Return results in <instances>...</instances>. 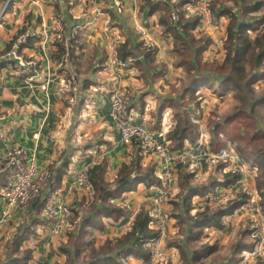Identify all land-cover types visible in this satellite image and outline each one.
Listing matches in <instances>:
<instances>
[{
	"label": "crops",
	"instance_id": "crops-1",
	"mask_svg": "<svg viewBox=\"0 0 264 264\" xmlns=\"http://www.w3.org/2000/svg\"><path fill=\"white\" fill-rule=\"evenodd\" d=\"M259 1L253 0L252 6ZM121 2L123 10L118 13L113 0H91L87 4L76 1L74 6H69L66 0H0V161L9 148L23 147L28 159H35L38 167L46 172L50 171L56 181V190L64 195L72 211V227L61 234H50L44 209L42 210L43 222L41 219L36 221L33 231L27 234L21 245V249L32 250L33 257L29 264H52L62 253H66L61 248L62 243L70 250L74 249V246H69L70 233L80 226L81 217L87 214L94 194L79 187L73 192L68 191L74 184V171L88 163L97 164L106 160L108 168L105 178L115 188L122 168L131 164L134 159L136 152L133 145L121 142L120 134L110 116L111 95L114 90L126 91V101L132 115L136 120L144 122L156 138L164 139L169 146L166 135L175 125L171 121L166 126L172 119L169 118L171 108L165 102H184L193 92L197 94L203 89H210L202 77H196L193 71L188 70V65L182 62L175 51L174 33L165 30V25L161 22L163 8L169 5L166 0ZM155 3L163 5L152 10V4ZM240 4L241 0L225 2L232 11H236ZM256 8L258 11L252 16H264V3H258ZM97 14L94 23L86 25ZM228 23V17L214 14L213 23L202 21L194 31L196 38L208 39L210 42L209 47L202 52L203 61H224ZM77 25L86 27L75 29ZM24 30H30L33 35L29 43L21 47L20 53L25 60L35 61V67L21 66L18 59L6 56L10 42ZM57 30L73 42V57L68 70L57 64L54 42ZM141 30L146 34L144 38ZM261 31H264V24L260 27ZM252 34L250 32L252 37L256 35ZM108 35L111 36L110 39ZM145 39L151 45L149 51L153 52L149 58L144 57V52L148 49ZM127 40L133 44L137 55L134 63L125 67L113 64L117 48ZM60 68L64 71L60 72ZM72 76L77 78L75 86L62 82ZM48 79L50 81L47 84ZM214 81L212 88H220L221 92L222 82ZM46 84L47 91L42 89ZM229 92V95H233L232 91ZM197 102L203 107L205 101L199 98ZM210 139L208 133L200 135L195 141L186 139L180 150L196 142L211 141ZM155 165L153 153L143 151L141 173L145 174L149 168H153L157 177ZM131 171V178H135L138 171ZM51 175L49 174V180ZM3 184L1 180L0 187ZM155 186L157 184L148 186L144 180L136 179L125 186L118 197L111 198L113 204L123 207L124 214L117 220L100 216V222L105 227L104 231H99L102 234H97L98 236L93 233L95 228H91L88 223L86 230L89 233L85 239L92 246H85L79 257L83 254L88 257L91 249L96 246L95 243L99 245L107 240L99 242L92 238L101 236L103 239V235H106L109 240L115 241L131 232L123 228L126 214L132 209H139V214L143 210L148 211ZM193 186L197 185L193 183ZM222 189L224 188L213 193ZM179 192L177 185L167 206L173 212L174 202L179 200ZM55 194L51 191L49 197H44L50 200ZM1 210L3 203L0 199ZM26 210H15L6 223H0V260L6 255V242L11 241L21 223L28 220ZM173 214L169 216L170 225L162 241L171 258L169 264H183L179 248L170 243L185 242L188 249L189 243L196 240L188 241L187 233L184 235L185 223ZM179 226L184 227L180 234ZM174 234L181 235V239L169 242ZM206 234L205 232L204 236ZM202 236L197 240L202 239ZM124 250L119 249L120 257ZM69 258L70 256H64L63 262L69 263ZM125 258L127 264H141L143 259L133 253L121 257V261ZM90 260L86 262H92L91 257Z\"/></svg>",
	"mask_w": 264,
	"mask_h": 264
},
{
	"label": "trees",
	"instance_id": "trees-1",
	"mask_svg": "<svg viewBox=\"0 0 264 264\" xmlns=\"http://www.w3.org/2000/svg\"><path fill=\"white\" fill-rule=\"evenodd\" d=\"M229 0H212L211 10L213 14H218L219 17L226 16L229 19V23L226 27V57L223 62L219 61H203L201 55L202 52L208 48L210 44L209 40L203 38H196L194 31L201 23V17H187L182 12L179 23L173 24L170 22V6L167 5L164 9V14L161 17L162 24L165 25V30L174 33L175 39V51L180 55L182 62L187 64L188 70L193 71L194 76L202 77L207 83L208 79L217 80L223 83L224 91H233L235 93H247L250 92L255 86L257 79H264V31L260 32V27L264 24V16H252L258 11L256 5L258 3H264V0H260L256 5L252 6L253 0H241L242 4L238 5L236 11L230 10L225 2ZM239 2L240 0H232ZM184 2L180 4L182 6ZM251 4V5H250ZM152 10L157 9L158 6L163 5V3L152 4ZM250 16V17H249ZM252 17V18H251ZM247 21V22H245ZM25 32L22 31L18 36H16L8 45L7 52L11 50L16 39ZM250 32H254L256 35L252 37ZM32 39L30 36L25 44L21 47H25L29 41ZM57 64L61 62V56L63 54L62 45L58 42L55 43ZM134 46L129 40L125 43L120 44L117 48L118 58L122 61H127V58L137 57L134 52ZM21 49V48H20ZM147 49L144 52V57L149 58L152 55V50ZM6 52V54H7ZM70 59V64L72 61ZM141 63V62H138ZM70 65L64 70H68ZM60 68V72L64 71ZM76 78V77H75ZM77 81V78H76ZM77 84V82H76ZM188 91V90H187ZM195 95L193 94L191 96ZM194 100L193 97L188 98L184 102H191ZM264 101V98L262 99ZM261 101V102H262ZM168 102H165V104ZM198 109L200 108V103L196 105ZM130 109V108H129ZM197 128V127H196ZM221 130L214 129L215 139L210 143L211 151L219 152L225 145L218 140V138L223 134ZM243 136H238L235 138L238 143V148L235 150V154L245 160V162H250L253 166H260L264 163V151L260 147L257 150L254 149L252 142L255 139L264 138V130L259 131L257 134H246L242 133ZM248 135V136H247ZM200 134L196 130H189L187 127V121L185 119H179L175 128L170 130L166 135V140H168L169 147L172 150H180L183 145L184 140L188 139L191 141L197 140ZM135 149L134 159L131 164L125 165L121 170V175L118 179V186L115 188L111 187L105 174L107 171V161L94 165L90 169V182L94 188L93 201L87 208V214L81 217L80 226L72 231L69 236V246H74V249L65 247L62 248L66 253H70V258L68 259V264H79L77 259L80 256L82 249L85 246H92L90 241H86L85 236L89 233L86 230V226L90 223L91 228H97L100 230L104 229V225L100 222V216L105 215L113 220L119 219L124 214L123 207L117 206L111 202V198L118 197L122 192V189L134 180L142 179L145 184L152 186V184H160V181L154 175V169H148L147 172L141 173V157L144 151V145L139 140H133L131 143ZM254 151H258L254 153ZM178 169V187L180 192L178 194V201L174 202V217L179 218L185 223V232L187 233L188 241L197 240L202 235L205 234V228L209 226L222 229L224 224L222 222L223 217L230 213H233L237 207L242 204H246L247 197L244 194L237 196L231 203V205L221 212H218L214 218H204V215L208 214L206 212H197L196 215H190L191 205L190 202L195 194H200V196H205L208 191L214 190L216 187H227L229 185L237 183L243 178L241 173L226 174L224 179L221 181H214L211 185L204 186H193V180L196 176L195 172L188 171L189 162L187 160L181 161L179 163ZM131 169L138 171L135 178H131ZM140 171V172H139ZM48 173L51 175L50 171ZM5 184V174L0 175V181ZM55 178L51 175L48 185L44 187L40 193V197L34 201L30 207L27 208L28 220L21 223L19 228H17L13 239L6 246V255L0 260V264H29L32 259V250L21 249L22 242L26 239L27 234L33 231V226L36 225V221L41 219V212L45 208L48 202V195L52 191V194L56 192ZM3 184V185H4ZM54 190V191H53ZM48 197H44V196ZM175 211L178 213L175 214ZM151 215L147 210H143L136 218L135 225L131 232L128 234L117 238L115 241L108 240L106 245L107 250L98 253V251L91 249V259L92 262H84L83 264H123L120 263L121 257L124 258L127 254H135L138 257L143 258V260L148 261L151 258V251L145 248V244L152 239L160 237V232L150 228ZM93 226V227H92ZM184 230V229H183ZM133 242V244H132ZM177 244L183 264H196L201 263L213 249H217V245H206L203 244L195 250H190L186 248V243H170V245ZM125 249L121 254H118L119 249ZM251 248V247H250ZM249 248V249H250ZM240 251V247L237 249ZM243 250V247H242ZM109 254V255H108ZM235 257L233 256L228 264L233 261ZM169 264V263H166Z\"/></svg>",
	"mask_w": 264,
	"mask_h": 264
},
{
	"label": "built area",
	"instance_id": "built-area-1",
	"mask_svg": "<svg viewBox=\"0 0 264 264\" xmlns=\"http://www.w3.org/2000/svg\"><path fill=\"white\" fill-rule=\"evenodd\" d=\"M69 6L76 5V1L82 4H87L91 0H66ZM114 6L118 13L123 10L121 0H113ZM169 3L171 13L170 22L178 24L182 12L187 17L200 16L201 23L212 20V0H166ZM184 2L182 6L180 4ZM6 8L3 9V12ZM100 14V13H99ZM96 16L87 22L86 25H91L96 20ZM86 25H77L75 29L86 27ZM60 30V29H59ZM57 30L54 36V42L62 45L63 54L61 56L60 67L66 69L70 65L72 56L73 42L72 39L66 37L63 32ZM142 37L146 36L142 31ZM30 30L21 34L13 44L6 56L16 58L19 64L24 67H35L36 62L33 60H25L20 53L22 44H25L27 39L32 36ZM111 36L108 35L110 39ZM146 40V47L150 49L151 45ZM118 47V46H117ZM112 63L121 67L133 64L134 59L130 58L127 61H122L118 58V53L114 55ZM50 80L48 79L47 84ZM64 84L76 85V78L72 76L67 81H62ZM47 84L42 87L47 91ZM126 91L116 89L111 95L110 116L114 122V127L120 134L123 144H131L132 141L139 140L144 145V151H151L156 159V174L160 184L155 186V191L152 196L149 212L151 215L150 228L160 232V236L145 244L146 248L151 251V258L148 261L141 260V264H166L170 263L171 258L163 245V236L168 229V216L166 214L167 206L170 199L174 196L177 186V169L181 161L187 160L190 169L193 172H200L204 165H211L216 162L229 159L230 153L224 148L219 152L211 151L210 145L205 142H196L182 150L172 151L165 140H160L155 137L144 122L136 120L129 109L126 101ZM98 164V163H97ZM96 163L86 164L82 168H78L73 173L74 184L68 188L69 192H73L76 187L82 188L93 194L94 188L90 182V169L97 165ZM235 171V170H233ZM0 174H5V184L0 187V199L3 203V210L0 211V223L7 222L15 210L27 208L30 204L40 197L43 187L48 185L49 173L46 170L38 167L35 159H28L27 151L23 147L9 148L0 161ZM59 191V190H58ZM56 191L55 195L48 200L44 215L48 221V231L50 234H61L72 227L71 218L72 211L66 198L60 192ZM227 193V189L219 190L218 193H213L210 199L218 198ZM215 194V195H214ZM228 194V193H227ZM246 205V204H245ZM139 209H132L124 218L125 223L123 228L125 231H131L135 225L136 217L139 214ZM260 233L264 235V230L261 228ZM264 238L261 243L252 253L256 252V256H263ZM264 263V259L260 260ZM123 264L127 261L122 260Z\"/></svg>",
	"mask_w": 264,
	"mask_h": 264
},
{
	"label": "rangeland",
	"instance_id": "rangeland-1",
	"mask_svg": "<svg viewBox=\"0 0 264 264\" xmlns=\"http://www.w3.org/2000/svg\"><path fill=\"white\" fill-rule=\"evenodd\" d=\"M213 20L214 14L212 13V20L210 23H213ZM252 35H255L254 32ZM208 80L209 81L206 84L207 86H210V89H203L201 92L193 96L190 95L188 98H194L191 102L166 103L168 104L167 106L171 108L169 118L172 119H168L169 121L166 126H169L168 124H170L171 121L174 125H176L179 119H185L189 130H197L202 136L204 133H208L211 137V141L216 138L214 133L215 128L216 130L220 129V132L223 133L218 140L221 139V142L225 145L224 148L229 151V159L216 162L211 165H204L200 172L195 171L197 178H194V184L201 187L205 184L211 185L216 180L221 181L224 179L228 173H241L243 178L235 184L227 187H220L227 189L228 194L225 192V194L219 196L218 198L210 199L213 192L218 191V187L212 191H208L205 196L195 194L192 199L193 207L190 210V215H196L197 212H206V210H208V214L201 217V219L207 217L214 218L218 212H221L219 210L229 207L232 201L240 194L246 195L247 201L246 205H240L233 213L223 217L222 222L224 227L222 229H218L213 226L206 227L204 229L207 233L206 236L203 235L202 239L190 242L189 248L195 250L203 244H206L207 246H212L214 244L217 245V249H213L212 252L208 254L206 259H203L201 263L196 264H225L228 262L226 260L231 259L233 256L235 259L229 264H264L260 261L261 259H264L263 256H256V252L252 253L258 243H261L264 238V235L260 233L261 228L264 230V163L260 166H253L250 162H245V160L243 161V159L234 152L238 148V143L235 138H238L240 135L243 136L242 133L257 134L259 131L264 130V101H262L264 98V79H257L255 86L250 92L242 94L232 91L233 95H229V91H224L223 83L222 91L220 92V88H212L215 81L213 79ZM199 98H203L205 102H203V107L200 106L198 109L196 105L200 103L197 102ZM211 141L208 140L203 142L209 146ZM251 145L254 147L252 150H257L261 147L264 151V138H262V140H253ZM257 152L258 151H254V153ZM189 167L187 170L191 171ZM178 182L179 178L177 180V183ZM123 205L125 208L124 203ZM30 206L31 204L28 207ZM27 208L21 209L25 210ZM223 210L225 209H222V211ZM173 213L172 209L169 210L168 208L166 210V214L168 216V227L170 225L169 216ZM177 221L178 220L175 221L176 224ZM176 226H178V224ZM179 228L178 232L180 234L181 228L184 229V227L179 226ZM99 231L101 232L104 230H98L95 228L93 233L95 232L96 236H98L97 234H102ZM100 237L92 239H96L99 242H103L107 239L103 244L97 245V243H95L96 246L93 247V250H96L101 254V252L107 250L106 245L109 237L106 235H103V239ZM179 239H181V235L179 236L177 234L175 236L174 234L169 242L173 240L178 241ZM9 241L10 240L6 242V246ZM63 246L65 248L64 243H62L61 248H63ZM174 246L176 247L178 245L175 244ZM239 247L241 249L240 251L237 250ZM62 254L66 258L71 256L66 253ZM63 255H61L60 258L52 264H68L65 263L67 261L63 262ZM90 257V254L88 257L83 254L78 258V262L83 264L84 262L90 260ZM124 260L127 261V258ZM120 263H122V261H120Z\"/></svg>",
	"mask_w": 264,
	"mask_h": 264
}]
</instances>
